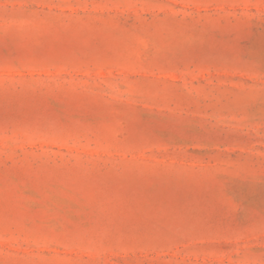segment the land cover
Segmentation results:
<instances>
[{"label":"rangeland","instance_id":"1","mask_svg":"<svg viewBox=\"0 0 264 264\" xmlns=\"http://www.w3.org/2000/svg\"><path fill=\"white\" fill-rule=\"evenodd\" d=\"M0 264H264V0H0Z\"/></svg>","mask_w":264,"mask_h":264}]
</instances>
